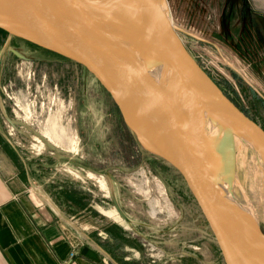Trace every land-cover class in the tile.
I'll list each match as a JSON object with an SVG mask.
<instances>
[{"label": "rangeland", "instance_id": "1", "mask_svg": "<svg viewBox=\"0 0 264 264\" xmlns=\"http://www.w3.org/2000/svg\"><path fill=\"white\" fill-rule=\"evenodd\" d=\"M166 3L191 54L264 128V0ZM0 130L9 155L21 156L31 175L41 182L51 176L50 185L58 181L78 192L74 204L98 207V216L119 227L109 236L131 264H223L181 179L136 140L96 77L75 61L1 31ZM234 155L240 181L234 191L251 199L264 233V208L252 196L261 188L258 164L243 144L236 142ZM85 192L99 196L85 199ZM113 195L130 223L118 214Z\"/></svg>", "mask_w": 264, "mask_h": 264}, {"label": "water", "instance_id": "2", "mask_svg": "<svg viewBox=\"0 0 264 264\" xmlns=\"http://www.w3.org/2000/svg\"><path fill=\"white\" fill-rule=\"evenodd\" d=\"M16 1L17 8H7L12 15L0 8V28L92 73L136 140L181 179L223 264H264L243 230L227 222L230 200H224L206 158L215 136L231 135L264 165V128L191 54L166 0ZM227 197L235 198L233 189ZM113 202L130 223L115 195ZM253 229L264 237L258 222Z\"/></svg>", "mask_w": 264, "mask_h": 264}, {"label": "crops", "instance_id": "3", "mask_svg": "<svg viewBox=\"0 0 264 264\" xmlns=\"http://www.w3.org/2000/svg\"><path fill=\"white\" fill-rule=\"evenodd\" d=\"M50 179L41 182L21 156L9 155L0 130V264H119L120 257L131 264L109 236L119 227L98 216L93 204L90 211L86 203L74 204L78 192ZM85 193V199L99 196Z\"/></svg>", "mask_w": 264, "mask_h": 264}, {"label": "bare ground", "instance_id": "4", "mask_svg": "<svg viewBox=\"0 0 264 264\" xmlns=\"http://www.w3.org/2000/svg\"><path fill=\"white\" fill-rule=\"evenodd\" d=\"M18 2L16 0H0V8H3L4 12H8L7 8H17ZM191 97V99L195 100L196 95L194 91L187 90ZM216 140L213 141L214 144L209 145L211 148H207V162L209 164V168L211 174L221 182V187L219 188L223 193L224 200H230L229 202V213L227 222L230 224L235 223L239 228L243 231L244 238L246 243L248 244L253 251H255L254 257L260 263H264V237L260 236L255 229L254 226L257 225L258 222V212L256 207L252 204L251 199L248 201L241 199L236 195L234 191V184L236 181L240 182L235 174V155L234 148L236 142L239 144L245 145V142L234 138L233 136H215ZM221 143L218 144V140ZM246 146V145H245ZM249 148V147H248ZM251 149V148H250ZM252 150V149H251ZM255 162L258 164V169L261 173L260 178V190L254 191L252 196L255 201L261 204L264 208V165L258 160V158L253 154ZM237 182V183H238ZM242 188V185L238 183ZM234 191L235 198L227 197L230 194V191ZM250 195H246L249 197ZM237 222V223H236ZM249 234V236L247 235ZM252 236V237H250Z\"/></svg>", "mask_w": 264, "mask_h": 264}, {"label": "trees", "instance_id": "5", "mask_svg": "<svg viewBox=\"0 0 264 264\" xmlns=\"http://www.w3.org/2000/svg\"><path fill=\"white\" fill-rule=\"evenodd\" d=\"M0 31L3 32L4 34L8 35V32H7L6 30L0 28ZM27 42H28V41H27ZM28 43H30V42H28ZM30 44H32V45H34V46H36V47H39V46H37V45H35V44H33V43H30ZM47 51H49V50H47ZM49 52H51V51H49ZM51 53H53V54H55V55H59V54H56V53H54V52H51ZM59 56H61V55H59ZM61 57H63V56H61Z\"/></svg>", "mask_w": 264, "mask_h": 264}]
</instances>
